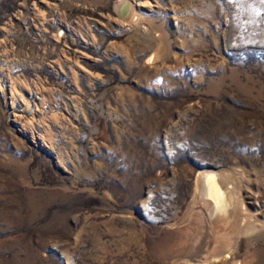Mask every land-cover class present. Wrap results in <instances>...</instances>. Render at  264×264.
<instances>
[{"label":"rangeland","instance_id":"obj_1","mask_svg":"<svg viewBox=\"0 0 264 264\" xmlns=\"http://www.w3.org/2000/svg\"><path fill=\"white\" fill-rule=\"evenodd\" d=\"M119 1L0 0V264H264V0Z\"/></svg>","mask_w":264,"mask_h":264},{"label":"bare ground","instance_id":"obj_2","mask_svg":"<svg viewBox=\"0 0 264 264\" xmlns=\"http://www.w3.org/2000/svg\"><path fill=\"white\" fill-rule=\"evenodd\" d=\"M130 7L131 6L128 4L127 1L120 0L116 6V10L122 17H125L124 19H126L132 13V10H131L132 8ZM199 179H200L201 201L207 208L208 214L211 218L210 220L212 221V219H215V220H219L222 222V221H225V220L228 221L229 219H231V216H232L231 213L233 212V210L231 211L230 208L235 206V204L240 203L242 205L243 200L240 199L241 195L237 192L236 189L233 188L234 186L232 187V189H229L228 186L225 185V184H229L230 176H225L224 174H220V173L214 174L213 172L212 173L203 172L200 174ZM222 185H224L225 187H222ZM230 187H231V184H230ZM223 190L225 191L224 193H222Z\"/></svg>","mask_w":264,"mask_h":264}]
</instances>
